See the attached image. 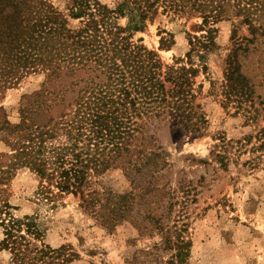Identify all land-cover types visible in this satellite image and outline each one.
Returning a JSON list of instances; mask_svg holds the SVG:
<instances>
[{
    "label": "trees",
    "instance_id": "obj_1",
    "mask_svg": "<svg viewBox=\"0 0 264 264\" xmlns=\"http://www.w3.org/2000/svg\"><path fill=\"white\" fill-rule=\"evenodd\" d=\"M64 8L52 0H0V98L21 78L42 76L39 86L23 95L17 122L9 121L0 105V185L16 169L28 168L46 200L77 196L84 211L111 229L138 218L141 180L155 179L167 164L165 152L150 146L159 145L156 130L168 125L200 133L204 113L195 102L199 90L194 79L199 67L204 70V52L217 46L218 21L232 23L225 97L254 118L253 84L243 64L256 53L257 61L264 62V0H118L112 5L66 0ZM159 13L201 18L203 32L190 35L184 57L172 63H165L142 37L133 39ZM73 19L76 25L70 24ZM238 26L248 35L236 37ZM159 33L164 34L158 49H170L172 33ZM62 77L70 80L62 82ZM117 167L132 184L127 193L99 183L107 169ZM10 207L0 202V245L10 251L11 264H67L75 258L68 246L44 243L35 218L15 217ZM155 229L160 242L126 264L184 263L190 241L182 229L174 224ZM163 250H172L167 259L159 254Z\"/></svg>",
    "mask_w": 264,
    "mask_h": 264
},
{
    "label": "rangeland",
    "instance_id": "obj_2",
    "mask_svg": "<svg viewBox=\"0 0 264 264\" xmlns=\"http://www.w3.org/2000/svg\"><path fill=\"white\" fill-rule=\"evenodd\" d=\"M100 1L112 5L118 0ZM52 2L65 9L66 0ZM125 20L122 17L119 22L124 24ZM200 21L196 15L159 13L133 39L142 37L165 63H172L184 57L190 47L189 36L203 32L199 30ZM76 23L77 19L70 20L71 25ZM214 26L217 46L204 52V70L199 67L194 79V87L199 90L195 102L204 113L203 127L200 133L168 125L156 130L159 145L150 146L165 152L167 164L155 179L146 176L141 180L143 199L138 220L129 218L110 229L84 211L77 196L67 194L48 201L38 189L36 175L25 167L16 169L0 185V202L9 203L10 213L15 217L33 216L44 243L54 248L65 245L76 253L67 264H126L135 253L160 242L157 224L176 225L190 241L183 264H264V62L257 61L256 53L243 64L253 84L250 109L254 118L250 119L225 97V57L233 42L232 23L221 20ZM159 30L172 33L170 49H158L164 34ZM243 35H248L245 27L238 26L235 36ZM41 79L39 74H29L4 90L0 105L5 107L9 121L19 120L23 95L36 89ZM99 183L114 193L132 190L130 179L119 167L107 169ZM137 226L143 231L141 235ZM2 237L0 225V240ZM171 251L159 254L167 259ZM11 256L0 245V264H11Z\"/></svg>",
    "mask_w": 264,
    "mask_h": 264
}]
</instances>
